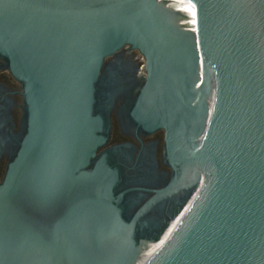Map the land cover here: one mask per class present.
<instances>
[{"label":"water","instance_id":"1","mask_svg":"<svg viewBox=\"0 0 264 264\" xmlns=\"http://www.w3.org/2000/svg\"><path fill=\"white\" fill-rule=\"evenodd\" d=\"M125 45L148 72L132 114L181 167L160 194L194 187L162 247L134 237L153 200L126 221L114 175L86 169L95 83ZM0 54L29 112L0 185V264H264V0H0Z\"/></svg>","mask_w":264,"mask_h":264},{"label":"flooded vegetation","instance_id":"2","mask_svg":"<svg viewBox=\"0 0 264 264\" xmlns=\"http://www.w3.org/2000/svg\"><path fill=\"white\" fill-rule=\"evenodd\" d=\"M147 76L145 57L130 45L105 58L95 83L92 109V115L101 121L97 134L103 142L86 169L104 165L114 175V203L126 221L153 200L142 212L134 237L138 243L153 241L150 244L154 247V243L162 244L170 237L194 187L182 186L160 194L181 167L170 160L165 130L146 129L132 114L143 96ZM28 113L24 84L0 54V185L28 132Z\"/></svg>","mask_w":264,"mask_h":264},{"label":"bare ground","instance_id":"3","mask_svg":"<svg viewBox=\"0 0 264 264\" xmlns=\"http://www.w3.org/2000/svg\"><path fill=\"white\" fill-rule=\"evenodd\" d=\"M168 239H169V237L168 238H166V240H165V242L164 243H162V244H160V246L162 247L167 241H168Z\"/></svg>","mask_w":264,"mask_h":264}]
</instances>
